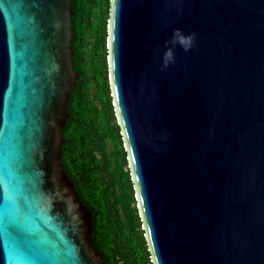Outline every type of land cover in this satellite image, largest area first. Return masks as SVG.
Returning a JSON list of instances; mask_svg holds the SVG:
<instances>
[{"label":"water","instance_id":"1","mask_svg":"<svg viewBox=\"0 0 264 264\" xmlns=\"http://www.w3.org/2000/svg\"><path fill=\"white\" fill-rule=\"evenodd\" d=\"M71 4L0 0V264H102L60 161ZM107 67L152 264H264V0H110Z\"/></svg>","mask_w":264,"mask_h":264},{"label":"trees","instance_id":"2","mask_svg":"<svg viewBox=\"0 0 264 264\" xmlns=\"http://www.w3.org/2000/svg\"><path fill=\"white\" fill-rule=\"evenodd\" d=\"M72 66L60 161L91 214L102 264H152L117 125L107 67L110 0H72Z\"/></svg>","mask_w":264,"mask_h":264},{"label":"clouds","instance_id":"3","mask_svg":"<svg viewBox=\"0 0 264 264\" xmlns=\"http://www.w3.org/2000/svg\"><path fill=\"white\" fill-rule=\"evenodd\" d=\"M193 39H194L193 36H185L179 30H176L173 34V43L181 45L186 50H187V48H189L191 46ZM165 59H166V61H170L172 59L171 51L166 53Z\"/></svg>","mask_w":264,"mask_h":264}]
</instances>
